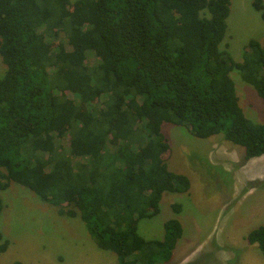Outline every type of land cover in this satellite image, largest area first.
<instances>
[{
  "label": "trees",
  "instance_id": "1",
  "mask_svg": "<svg viewBox=\"0 0 264 264\" xmlns=\"http://www.w3.org/2000/svg\"><path fill=\"white\" fill-rule=\"evenodd\" d=\"M230 1L0 0V191L15 183L79 217L117 264L168 263L179 221L164 222L160 240L137 233L164 193L190 188L167 168L161 125L221 135L244 163L264 156V125L245 117L230 77L264 103V39L240 62L221 49ZM251 5L264 20L263 1ZM245 240L264 259V227Z\"/></svg>",
  "mask_w": 264,
  "mask_h": 264
},
{
  "label": "rangeland",
  "instance_id": "2",
  "mask_svg": "<svg viewBox=\"0 0 264 264\" xmlns=\"http://www.w3.org/2000/svg\"><path fill=\"white\" fill-rule=\"evenodd\" d=\"M252 1H230L221 49L235 62L241 61L250 39H264V20ZM95 62L89 54L87 64ZM4 72L0 60V77ZM230 77L245 117L264 125L263 101L237 71ZM161 132L169 145L168 170L186 176L190 188L186 193H164L158 215L137 224L144 240H160L167 220L181 224L183 233L171 260L157 264H257L258 260L264 264L258 248L243 245L249 231L264 227V156L244 163L243 148L223 141L221 135L199 139L168 123L161 125ZM61 144L67 148L66 139ZM0 200V235L7 241L0 264H117L112 252L97 248L79 217L60 216L57 208L27 188L11 183L0 191ZM173 204L180 205L178 214ZM100 254L108 262L99 260Z\"/></svg>",
  "mask_w": 264,
  "mask_h": 264
},
{
  "label": "crops",
  "instance_id": "3",
  "mask_svg": "<svg viewBox=\"0 0 264 264\" xmlns=\"http://www.w3.org/2000/svg\"><path fill=\"white\" fill-rule=\"evenodd\" d=\"M244 245V247L246 246V247H249V248H257V246L256 245H249L248 243L247 244H243ZM251 254H256L255 252H252ZM100 258H98L99 260H101V261H103V262H108V258L106 259L102 254H100ZM112 259V258H111ZM257 260H258V255H257V258H256ZM262 261V260H261ZM260 260H258V262H257V264H262L263 263V261L261 262Z\"/></svg>",
  "mask_w": 264,
  "mask_h": 264
}]
</instances>
